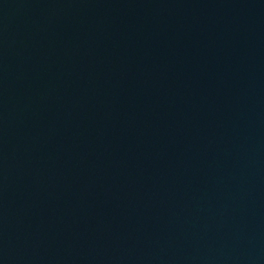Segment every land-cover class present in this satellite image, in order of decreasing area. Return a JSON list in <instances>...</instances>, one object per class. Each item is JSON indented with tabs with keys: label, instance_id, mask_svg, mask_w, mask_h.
I'll return each mask as SVG.
<instances>
[{
	"label": "water",
	"instance_id": "1",
	"mask_svg": "<svg viewBox=\"0 0 264 264\" xmlns=\"http://www.w3.org/2000/svg\"><path fill=\"white\" fill-rule=\"evenodd\" d=\"M0 264H264V0H0Z\"/></svg>",
	"mask_w": 264,
	"mask_h": 264
}]
</instances>
